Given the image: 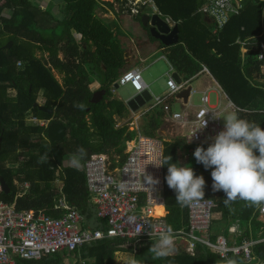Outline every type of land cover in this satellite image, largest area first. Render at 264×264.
<instances>
[{
	"label": "trees",
	"instance_id": "trees-1",
	"mask_svg": "<svg viewBox=\"0 0 264 264\" xmlns=\"http://www.w3.org/2000/svg\"><path fill=\"white\" fill-rule=\"evenodd\" d=\"M42 1L0 0V204H16L19 211H45L61 217L64 211L55 210L61 196V185L56 184L61 181L63 194L86 216V225L102 227L105 222L97 218L86 173L72 159L86 162L93 155L107 153L125 158L127 142L139 133L156 137L165 123V114L161 108L145 113L138 131H131L129 126L117 128L116 117L130 114L124 101L114 98L112 88L128 72L126 52L117 42L118 35L97 15L104 5L115 10V4L61 0V18L54 13V0L46 9L42 8ZM151 1L180 28V44L166 48L145 27L150 40L164 49L171 67L184 81L196 78L207 67L232 102L242 109L240 115L264 128V77L260 63L253 49L244 54L237 43L249 39L256 42L264 34V0H244L241 14L231 17L218 34L213 33L215 22L200 12L208 0ZM117 3L120 10H130L125 6L128 0ZM145 14L139 11L136 18L142 22ZM61 54L65 57L61 58ZM95 87L107 91L99 104L92 103ZM40 96L45 101L42 106L53 110L52 114L35 108ZM30 115L37 121L63 123L68 136L62 142L51 143L48 127L28 124ZM197 147H190L193 153ZM187 148L182 139L166 142L164 159L171 156L173 162L180 163ZM192 168L205 179L203 198L215 201V212L222 215L213 224L214 239L220 234L230 235L227 230L236 223L241 226V241L254 239L255 231L264 226L258 220L261 206L240 199L226 205V193L212 188V169H205L194 156ZM164 174L166 177L167 165ZM2 179L9 185L10 194L2 189ZM165 197L169 225L175 231L187 228L189 206L177 203L176 193L166 180ZM153 242L137 246L130 243V248L125 249L129 244L126 240L106 239L72 255L65 252L41 260L19 258L16 264H79L81 260L88 264H115L118 252H136L138 264H221L220 258L201 244L195 256L181 252L154 258L150 251ZM253 252L258 261H264V243Z\"/></svg>",
	"mask_w": 264,
	"mask_h": 264
},
{
	"label": "built area",
	"instance_id": "built-area-1",
	"mask_svg": "<svg viewBox=\"0 0 264 264\" xmlns=\"http://www.w3.org/2000/svg\"><path fill=\"white\" fill-rule=\"evenodd\" d=\"M124 2V0H122ZM129 4L126 5L128 7ZM244 9V0H208L200 10L215 22L214 34H218L230 22L231 17L238 16ZM135 16L139 9H130ZM166 22L173 28L177 24L170 18ZM246 54L254 46L257 61L260 63L261 75L264 77V34L258 41L237 42ZM22 66V63H19ZM173 71V67H172ZM200 74L212 76L207 67ZM199 74V75H200ZM198 75V76H199ZM195 79V78H193ZM193 79L178 84L173 75L169 76V90L162 97L152 99L154 104L148 109L161 108L164 120L180 130L179 137L187 146H209L214 137L223 130L221 116L226 112L242 111L219 86L217 103L212 104L208 92H204L200 106L195 110L184 107L183 111L174 108L175 103L184 99L178 98L184 90L192 87ZM261 81H264L261 80ZM120 87L131 85L137 93L149 92L141 69L127 72L116 83ZM115 94L117 89L112 87ZM195 90L192 88L191 96ZM225 100V101H224ZM225 102V103H224ZM187 106V105H186ZM135 143L133 148L130 143ZM127 142L126 157L116 154H96L86 162H79L87 176L92 204L96 207L97 218L105 225L97 228L86 225L84 216L63 194L57 200L55 210L64 211L61 217L48 215L45 211H19L16 204H0V264H16L17 259L41 260L50 255L80 252L87 245L106 239L126 240L129 245L155 241L156 233L169 225L168 216H159L155 208L164 202V141L138 134ZM188 149L182 155H191ZM77 165V164H76ZM153 181L149 182L150 177ZM124 185V187H121ZM29 188V184H26ZM216 203L210 199L193 202L189 206V225L175 231V245L185 244L188 254L195 256L199 244L207 247L221 259L242 257L245 262L255 260L253 247L255 241L242 245L220 234L217 237L212 231L216 221ZM264 216V205L260 207ZM134 217V220H129ZM238 233L236 227L229 229ZM151 233V235H150ZM79 264H88L81 260Z\"/></svg>",
	"mask_w": 264,
	"mask_h": 264
},
{
	"label": "clouds",
	"instance_id": "clouds-1",
	"mask_svg": "<svg viewBox=\"0 0 264 264\" xmlns=\"http://www.w3.org/2000/svg\"><path fill=\"white\" fill-rule=\"evenodd\" d=\"M158 14L162 17L160 12ZM223 119L224 128L214 137L213 143L206 149L203 146L197 147L193 155L205 169H212V188L214 191L222 190L226 193V205L240 199L251 205L262 206L264 128L259 122L243 118L237 111L229 112ZM73 162H76L75 159ZM157 165H167L165 180L168 187L175 191L178 204L190 206L193 202L203 200L205 179L202 175H196L191 166L173 162L171 156ZM149 182L158 183L152 177ZM134 219L129 217L130 221ZM156 236L150 248L154 258L168 257L175 252V230L171 225L156 233ZM123 264H138V261L134 254H130L125 257ZM226 264H237V261L227 258Z\"/></svg>",
	"mask_w": 264,
	"mask_h": 264
},
{
	"label": "rangeland",
	"instance_id": "rangeland-1",
	"mask_svg": "<svg viewBox=\"0 0 264 264\" xmlns=\"http://www.w3.org/2000/svg\"><path fill=\"white\" fill-rule=\"evenodd\" d=\"M100 1L105 2V3H112L113 5L115 4L116 7L118 6L119 10L121 8L120 3L119 4L117 3L118 0H100ZM58 2H60V0H54V2H53L54 7L56 8L54 13L56 14V16L61 17V13L59 11L61 8L60 7L61 4L58 5ZM61 3H62V1H61ZM128 4H129V7H131V8L136 7L139 10H142V7H146V9H145L146 14L152 15L155 13V9L153 7V4H151L149 2V0H128ZM41 5H43V7H42L43 9H46L47 3L45 1H42ZM104 6H107V5H104ZM103 7H101V9L98 10V14H97L98 17H100L101 19H105V17L107 18L108 16H111L110 14L106 13L107 10ZM57 11L59 13H57ZM121 13H122V11H121ZM61 18H63V15ZM116 18H117L116 26H118L119 32H120L118 35V39H117L118 44H120L122 46V48L125 50L126 53H132L131 51H134L132 58L130 59V61L127 62V65H128L127 70L131 71L132 69H134V67H137V66L140 67L141 70L143 71V77H144L145 81L150 86L151 95L153 97L164 96L168 90V85H167L168 79H169L168 75L172 74L169 64L163 58L164 53L163 52H157L148 61H146V62L142 61L145 58L142 55V53L139 56L138 50H140V51H141V49L143 50L144 46H143L142 42L145 39L149 38L148 34L144 30L143 23L140 21V19L133 18L131 16H116ZM104 21L106 22V24H108L112 28V22L106 21V20H104ZM128 22H129V27L127 26ZM76 37L79 40V37L77 35H76ZM131 41L133 43H131ZM94 50H95V48H94ZM144 53L149 55L150 53H152V51L151 52L150 51L149 52L144 51ZM64 57H65V55L61 54V58H64ZM58 79L61 80L62 77L60 75H58ZM192 86L194 88H196L197 90L201 88L200 82H198V81L194 82V84H192ZM210 87L212 88L210 90L211 101H212V104L215 105L217 103V97L219 94L218 91H216V90L219 88L217 87L216 84H212V85H210ZM93 91H94V89H93ZM116 92H117L116 94H113L114 98L121 99L122 101H126V102H129L132 98H134L135 96L138 95V93L134 90V88L131 85L121 86L120 88L117 89ZM201 98H202L201 94L192 95V99H191V102H190L188 107H190V105L192 104L196 109L201 104ZM38 101L41 105L45 104V101L42 98V96H40ZM142 102L143 103L146 102L145 103L146 105L144 107L139 108L134 113L138 114L139 118L141 116V118L143 120L145 113H149L151 111L150 109H146V108H149L151 105H153L154 101H152V100L149 101V98L147 96H143ZM138 105H139V103H138ZM175 108H176V110H179V111L184 110L182 103H176ZM141 109L142 110L146 109V112H144L143 114L139 113ZM228 113L229 112H226L221 116V122L223 125H224L223 116L227 115ZM28 117L29 118L27 119V122L30 125L40 124L41 126H46V127L50 126V121H42L39 119L37 121L35 119L34 115H30ZM116 120H117L118 127H122V123H125V124H123L124 126H129L131 129L138 131L141 129V126H142V125H140V127H138L139 129H137L132 125V123L131 124L129 123L130 121L124 122L125 120H123V118H120V117H116ZM179 134H180V130L176 126H174L173 124H169V123L165 122V125H163L162 128L157 132V136L156 137H150V138H154L156 140H163L164 145H165L166 142H173V141H176L177 139H179L180 138ZM134 144L132 145V148H133ZM190 147H193V146H188L187 149L190 153H192V150ZM184 158H186L185 155H183L182 159H184ZM72 160H74V159H72ZM72 160L70 158V159H68V161L66 163H68V165H70L69 163H71ZM75 161H76L75 163L79 164L78 160H75ZM59 183H62V182L57 181L56 185L60 186L61 184H59ZM219 218L221 219L222 216L216 215V221H219ZM221 229H222V227H221ZM130 246L131 245L128 244L124 247L130 248ZM120 255L121 254H119V253H117L115 255V264H123L125 257H127L130 254L126 253V255H123V257H122V255L121 256Z\"/></svg>",
	"mask_w": 264,
	"mask_h": 264
},
{
	"label": "crops",
	"instance_id": "crops-1",
	"mask_svg": "<svg viewBox=\"0 0 264 264\" xmlns=\"http://www.w3.org/2000/svg\"><path fill=\"white\" fill-rule=\"evenodd\" d=\"M46 3H47V5H46V7L48 6V4H50V2H51V0H44ZM149 2L151 3V4H153V7H154V9H155V12H157V13H159V11H158V8H157V6L153 3V1H151V0H149ZM59 4H61V0H60V2H58V5ZM43 6V5H42ZM126 6V5H125ZM103 8H105L106 10H107V14H110L111 16H108L107 18L105 17V19H103V20H106V21H110V22H112V29H113V32H114V34L115 35H119V28H118V26H116V23H117V18H116V16H131V17H133V18H136V16L135 15H133L132 13H131V10H128V11H126V12H124L125 10H119L118 9V7L117 8H115V10H113V9H111L109 6L107 7V6H104ZM128 8H130L131 9V7H129L128 6ZM55 7H54V11H55ZM145 9H146V7H142V10H141V12H145ZM60 12H61V8H60V10H59ZM121 11H122V13H121ZM57 13H59L58 11H57ZM162 14V13H161ZM162 17L163 18H169V17H167V16H164L163 14H162ZM171 19V18H170ZM127 26L129 27V22L127 23ZM144 30H145V27H144ZM145 32H146V30H145ZM77 35V34H76ZM78 37H79V35H77ZM149 37V36H148ZM251 39H249V40H247V41H250ZM242 40H238V42H241ZM247 41H245V42H247ZM131 43H133L132 41H131ZM161 43V42H160ZM160 43H156V42H152L151 40H150V38H147V39H145L143 42H142V44H143V50L141 49V51L140 50H138V53H139V56H140V54L142 53V55L144 56V58L145 59H143L142 61H144V62H146V61H148L151 57H153L157 52H163L164 53V56H163V58L166 60V62L169 64V66H170V68H171V72H172V74H169L168 75V77L170 76V75H173L174 76V74L175 73H177L175 70H174V68H173V71H172V67H171V65H170V63L167 61V59H166V54H165V51H164V49H162L161 48V45H160ZM241 45V44H240ZM241 47H242V51H243V46L241 45ZM255 47L253 46L251 49H253L254 50V52H255V49H254ZM144 51H152V53H150L149 55H147L146 53H144ZM132 53H125V58H126V60H127V62L128 61H130V59L132 58V55H133V52L134 51H131ZM243 53H244V51H243ZM245 54V53H244ZM140 58V57H139ZM127 68H128V65H127ZM134 69H141L140 67H134ZM134 69H132V70H134ZM130 71V70H129ZM210 71V70H209ZM143 72V71H142ZM180 75V74H179ZM181 78H182V80L184 81V79H183V77L181 76ZM145 80V79H144ZM168 81H169V79H168ZM196 81H198V82H200V85H201V88L200 89H196V88H194L193 86H192V88L195 90V92H197V93H195V94H203L204 92H208V94L210 95V90L212 89L211 87H210V85H212V84H216L217 85V87H219L220 86V84L214 79V77H211V76H208V75H206V74H200L199 76H197L195 79H193V81H192V83H191V85L192 84H194V82H196ZM146 82V81H145ZM185 82V81H184ZM147 83V82H146ZM148 84V83H147ZM149 85V84H148ZM167 85H168V83H167ZM99 89H98V87H95L94 88V92H96V91H98ZM168 90H169V86H168ZM167 90V91H168ZM218 90V89H217ZM216 90V91H217ZM117 93V92H116ZM115 93V94H116ZM167 93V92H166ZM140 93H138V95H139ZM137 95V96H138ZM137 96H135L134 98H132L129 102H126V101H124V103L127 105V107H128V109H129V111H130V114L128 115V117H126V119L125 118H123V120H125L124 122H128V121H130L129 123L131 124L132 123V125L135 127V128H137V129H139L138 127H140V125H142L143 124V120H142V118H141V116H140V118H139V116H138V114H135L134 112H136L139 108H141V107H144L146 104V102H142V98H143V96H147L148 98H149V101L150 100H152L153 98H155V97H153L152 95H151V93H150V86H149V92H145V93H143V94H141L140 95V98H137ZM150 96H152V98L150 99ZM218 96H219V94H218ZM136 98V99H135ZM218 98V97H217ZM191 99H192V96L190 95V99H189V103L188 104H186L185 102L183 103V102H181V101H179V102H177V103H182L183 104V108L184 107H187L189 110H195V107L191 104L190 105V107H188L189 106V104H190V102H191ZM119 100H121V99H119ZM132 102V106H129V103H131ZM138 103H139V105H138ZM181 105V104H180ZM187 105V106H186ZM176 107V103H175V105H174V108ZM199 107V106H198ZM197 107V108H198ZM196 108V109H197ZM146 109H148V108H146ZM146 109L145 110H140V112L139 113H144V112H146ZM176 109V108H175ZM141 115V114H140ZM145 116V115H144ZM122 123V122H121ZM120 123V124H121ZM123 124H125V123H122V126H124ZM163 125H165V123L163 124ZM117 128H118V124H117ZM130 128V127H129ZM162 128V127H161ZM160 128V129H161ZM130 130L131 131H133L134 129H131L130 128ZM139 134H141V133H139ZM179 139H181V138H179ZM132 146V145H131ZM164 147H165V145H164ZM165 152V151H164ZM183 152H184V150H183ZM183 152H182V154H183ZM181 154V158H180V160H179V162L182 164V166H184V165H189V166H191L192 167V165H193V152L191 153V155L190 156H188V158H184V159H182V157H183V155ZM70 164V163H69ZM164 199H165V202L161 205V206H163L164 208H165V213H166V215L167 216H169V211H168V209H167V205H166V197H165V174H164ZM216 215H220V216H222L221 214H218V213H216ZM222 219V218H221ZM220 218H219V220H221ZM258 220L261 222V223H263L264 224V216H262L261 214L259 215V217H258ZM224 227H225V225H224ZM232 227H236L237 229H238V233H236V234H234V233H231L230 231H229V229L230 228H232ZM240 224L239 223H236V224H233L232 226H230V228H228V232H229V234L230 235H225V234H223V235H225L228 239H230V240H232L233 241V243L234 242H237L238 244H240V245H242V244H244V243H246V242H250V241H255V242H257V244L253 247V249L257 246V245H259V244H261V243H264V226L261 228V230H258V231H255V238L254 239H252V240H248V241H241V237H242V230L240 229ZM226 229V228H225ZM135 246H137V245H135ZM185 244H180V245H176V250H175V252H173V254H171V255H169V256H173V255H175V254H178V253H181V252H185V253H187L188 254V252H187V250H186V248H185ZM125 249H128V248H126V247H124ZM207 248V247H206ZM209 251H211L210 249H209ZM212 252V251H211ZM119 254H121L122 255V257H123V255H126V253L127 254H134V255H136V252L135 253H131V252H118ZM197 253V252H196ZM213 253V252H212ZM117 254V253H116ZM213 254H215V253H213ZM253 254H254V252H253ZM120 255V256H121ZM190 255V254H189ZM216 256H218L219 258H220V260H221V264H226V260H223V259H221V257L219 256V255H217V254H215ZM192 256V255H191ZM233 257V256H232ZM233 258H236V259H241V262L240 263H237V264H264V261H258L257 259H256V256L254 255V258H255V260L254 261H252L251 263H247V262H245L244 261V259L242 258V257H233Z\"/></svg>",
	"mask_w": 264,
	"mask_h": 264
},
{
	"label": "water",
	"instance_id": "water-1",
	"mask_svg": "<svg viewBox=\"0 0 264 264\" xmlns=\"http://www.w3.org/2000/svg\"><path fill=\"white\" fill-rule=\"evenodd\" d=\"M142 23L144 27H148L151 35L154 39L160 41L162 45L166 48H172L177 46L181 42L180 38V28L178 25L173 28L158 14H145L142 18ZM9 48L12 47V43L8 45ZM174 79L178 84H182L183 80L178 73L174 74ZM115 88L118 89L120 86L118 84L115 85ZM192 87L184 90L181 94H179L178 98L184 99L186 104L189 103L190 95H191ZM107 95L106 90H98L94 93L92 98L93 104H99ZM139 94L137 98H140ZM152 96H150V99ZM136 99V98H135ZM129 106H132V102L129 103ZM35 108H39L41 111L48 112L49 114L53 113V110H50L38 102L35 104ZM68 136V129L63 123H52L48 127V137L51 143L62 142ZM2 189L6 192V194L11 193V189L9 185L6 183L4 179H2Z\"/></svg>",
	"mask_w": 264,
	"mask_h": 264
},
{
	"label": "bare ground",
	"instance_id": "bare-ground-1",
	"mask_svg": "<svg viewBox=\"0 0 264 264\" xmlns=\"http://www.w3.org/2000/svg\"><path fill=\"white\" fill-rule=\"evenodd\" d=\"M69 133V132H68ZM156 214L159 216H165V208L163 206H157L155 208Z\"/></svg>",
	"mask_w": 264,
	"mask_h": 264
}]
</instances>
